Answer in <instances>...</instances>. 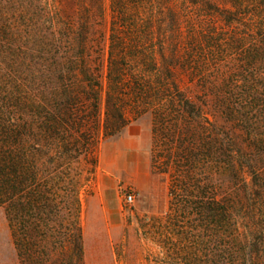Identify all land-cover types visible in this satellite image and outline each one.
Wrapping results in <instances>:
<instances>
[{"label": "trees", "instance_id": "1", "mask_svg": "<svg viewBox=\"0 0 264 264\" xmlns=\"http://www.w3.org/2000/svg\"><path fill=\"white\" fill-rule=\"evenodd\" d=\"M227 1L230 7L220 0H110L106 57L90 37L97 18L105 17L102 0H46L39 7L33 47L22 34L17 61L0 68V207L21 264H84L81 192L97 171L104 95L115 114L103 137L128 125L125 106L153 97L180 114L163 112L159 123L167 131L174 126L192 145L187 155L213 163L225 156L234 167L240 155H264V0ZM218 18L230 29L216 28ZM205 45L239 56L248 74L227 80L228 92L215 96L216 106L248 136L245 148L236 133L207 117L209 126L179 130L180 118L196 104L176 75L183 67L195 76L207 61ZM103 56L105 76L104 64H95ZM198 78L205 83V73ZM239 170L242 177L247 172ZM249 170L259 180V201L256 228L247 234L236 219L242 203L233 191L220 196L213 187L185 202L199 220L207 217L208 264H264V169Z\"/></svg>", "mask_w": 264, "mask_h": 264}, {"label": "rangeland", "instance_id": "2", "mask_svg": "<svg viewBox=\"0 0 264 264\" xmlns=\"http://www.w3.org/2000/svg\"><path fill=\"white\" fill-rule=\"evenodd\" d=\"M93 1L97 0H84L88 5ZM45 2L46 0H0V68L17 61V45L21 43L22 34L28 36L31 41L29 46L33 47L40 22L38 14L42 13L39 7ZM109 4L110 0H102L105 17L97 18L90 35L94 47H101L105 57L110 24ZM220 4L230 7L227 0H220ZM215 24L218 29H230L221 18L215 19ZM204 49L208 55L207 61L204 65L198 64L201 68L198 67L199 71L195 76H191L188 69L183 67L176 75L181 91L196 104L191 113L180 118L179 130L181 132L185 126L196 129L199 123L209 126L202 118L207 117L210 122L236 133L238 144L245 148L247 144L244 141L248 136L240 130L239 125L230 122L224 110L216 106L215 96H223L228 92L227 80L240 79L242 74L248 77V74L242 71L239 56L221 54L218 49L206 45ZM105 57L99 63L98 60L95 61L101 67L104 64V76ZM237 68L239 72L232 74ZM200 72L206 75L205 83L197 80ZM104 80L106 83L105 77ZM3 88L0 73V104ZM166 105V100L152 97L142 104H129L124 108L128 125L139 122L145 128L150 173L145 169L137 171L129 166L125 168L123 177L117 184L111 183L109 179L99 183L101 146L123 134L125 128L112 136L103 137L107 119H112L111 116L115 114V109L107 104L104 95L100 113L102 141L98 149L97 171L88 182H83L85 185L81 192L80 222L83 229L84 264H208L207 217L199 220L191 204L188 206L185 202L195 201L196 197L211 191L213 187H216L220 196L232 191L238 195L242 204L237 205L235 215L241 231L247 234L249 228H256L257 221L253 218L256 217L255 206L259 197L254 190L259 180L248 171L250 165L264 169V155H240L236 167L225 163L229 159L221 155L217 163L209 162L205 155H187L185 150L193 149L192 145L182 141L179 133H174L177 128L173 126V130L169 131L161 128V113L180 116L171 106L165 107ZM109 157L105 155L106 161H109ZM240 168L247 171L243 177ZM184 185L185 188L181 189ZM126 194L133 195L132 203L124 200ZM21 263L6 208L0 207V264Z\"/></svg>", "mask_w": 264, "mask_h": 264}, {"label": "crops", "instance_id": "3", "mask_svg": "<svg viewBox=\"0 0 264 264\" xmlns=\"http://www.w3.org/2000/svg\"><path fill=\"white\" fill-rule=\"evenodd\" d=\"M99 183L109 179L113 184L123 177L126 167L133 166L137 171L145 169L150 173L149 148L145 128L139 122L126 126L123 134L105 142L100 149ZM105 155L110 156L106 161Z\"/></svg>", "mask_w": 264, "mask_h": 264}, {"label": "built area", "instance_id": "4", "mask_svg": "<svg viewBox=\"0 0 264 264\" xmlns=\"http://www.w3.org/2000/svg\"><path fill=\"white\" fill-rule=\"evenodd\" d=\"M124 200L127 202V203H132L134 201V197L133 195H130V194H126L124 196Z\"/></svg>", "mask_w": 264, "mask_h": 264}]
</instances>
